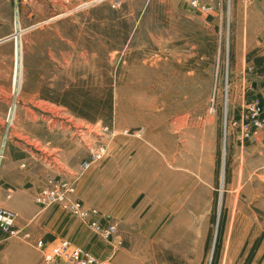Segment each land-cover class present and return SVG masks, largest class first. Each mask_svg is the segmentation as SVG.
I'll use <instances>...</instances> for the list:
<instances>
[{"label":"rangeland","instance_id":"rangeland-1","mask_svg":"<svg viewBox=\"0 0 264 264\" xmlns=\"http://www.w3.org/2000/svg\"><path fill=\"white\" fill-rule=\"evenodd\" d=\"M37 1L12 4L0 45V183L28 163L45 174L2 199L17 233L0 244L19 239L23 264H47L39 239L98 264H264V129L245 108L264 75L232 54L236 0ZM13 206L83 223L92 247L19 232Z\"/></svg>","mask_w":264,"mask_h":264},{"label":"crops","instance_id":"crops-1","mask_svg":"<svg viewBox=\"0 0 264 264\" xmlns=\"http://www.w3.org/2000/svg\"><path fill=\"white\" fill-rule=\"evenodd\" d=\"M48 0H39L37 3ZM207 4H210L211 0H201ZM16 4L17 0H0V45L6 38L13 39L16 36L14 24L15 13L12 14V4ZM234 22H233V48L232 54L238 60L243 61V65L246 64L249 69L258 70L261 76L264 75V0H236L234 3ZM17 48L12 49L11 56H16ZM251 87L255 89L254 82L251 81ZM258 94V93H257ZM256 96V95H254ZM35 165L30 166L28 163L27 169L21 170L22 173L16 171H10L8 174L1 175L0 183V205L6 204L7 207H11L10 201L2 202L5 200H13L22 198L24 194H28V189L33 185L42 182L44 178V170L41 169V164L35 162ZM30 185V186H29ZM29 186V187H28ZM13 199V200H12ZM3 203V204H2ZM1 206V207H2ZM12 209V208H11ZM13 209H17L21 220L28 222L30 225H20L19 232L27 231L29 236L37 239L47 235L45 240L51 241L59 236L71 237L73 241L83 245V247H92V236L87 231V227L80 222V224H74L69 227L70 223L66 222V218L56 213H49L45 219L39 215L24 216L22 211L13 206ZM43 219V220H42ZM22 221V222H23ZM46 224L45 226H43ZM39 228L42 229L39 231ZM2 234L0 232V243ZM95 238V237H94ZM22 244L19 239L10 240L8 243L0 244V264H23V251ZM39 256L36 254L35 260Z\"/></svg>","mask_w":264,"mask_h":264},{"label":"built area","instance_id":"built-area-1","mask_svg":"<svg viewBox=\"0 0 264 264\" xmlns=\"http://www.w3.org/2000/svg\"><path fill=\"white\" fill-rule=\"evenodd\" d=\"M187 1H189L194 7L199 4L197 0ZM245 108L247 109L248 122H250L254 130L255 128H257L256 130L264 129V102H260L259 100L250 101L246 104ZM247 126L249 127V124H247ZM251 133V130L246 132L247 138L251 137ZM61 186L62 188L68 189L66 183L61 184ZM49 194L56 200L64 201L65 199L64 193L55 190H52ZM76 207H80V204L77 203ZM92 213H97V211L93 210ZM80 214L87 216L89 213L86 210H81ZM15 221L16 213L0 207V232L2 236H13L17 233L14 226ZM91 224L94 230L99 231L107 237L116 229L115 224L104 227L97 220L92 221ZM35 245L39 248L43 255V259L47 264H98L100 262L95 255L71 244L66 239H59L48 245L42 239H39L36 241Z\"/></svg>","mask_w":264,"mask_h":264},{"label":"trees","instance_id":"trees-1","mask_svg":"<svg viewBox=\"0 0 264 264\" xmlns=\"http://www.w3.org/2000/svg\"><path fill=\"white\" fill-rule=\"evenodd\" d=\"M220 232H221V228H220ZM219 251V241H217V246H216V249H215V255H217ZM215 261H216V258L214 257V260L212 262V264H215Z\"/></svg>","mask_w":264,"mask_h":264}]
</instances>
